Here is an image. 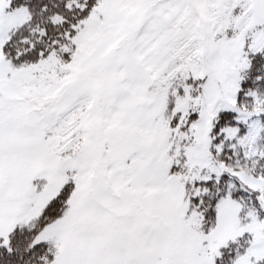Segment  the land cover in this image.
<instances>
[{"label": "snow or ice", "instance_id": "snow-or-ice-1", "mask_svg": "<svg viewBox=\"0 0 264 264\" xmlns=\"http://www.w3.org/2000/svg\"><path fill=\"white\" fill-rule=\"evenodd\" d=\"M0 264H264V0H0Z\"/></svg>", "mask_w": 264, "mask_h": 264}]
</instances>
